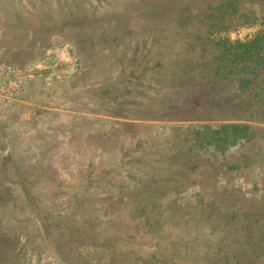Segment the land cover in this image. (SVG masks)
<instances>
[{
	"label": "rangeland",
	"instance_id": "rangeland-1",
	"mask_svg": "<svg viewBox=\"0 0 264 264\" xmlns=\"http://www.w3.org/2000/svg\"><path fill=\"white\" fill-rule=\"evenodd\" d=\"M0 13L21 28L95 33L83 37L111 48V91L148 117L170 116L179 105L214 128L264 126V0H0ZM11 163L8 155L0 165V264H264V215L235 203L209 204L200 195L179 214L153 209L135 236H109L98 229L93 198L108 169L98 182L80 173L64 184L52 169L50 183L13 184ZM28 204L33 214L16 213ZM125 241L133 249L113 253Z\"/></svg>",
	"mask_w": 264,
	"mask_h": 264
},
{
	"label": "crops",
	"instance_id": "crops-1",
	"mask_svg": "<svg viewBox=\"0 0 264 264\" xmlns=\"http://www.w3.org/2000/svg\"><path fill=\"white\" fill-rule=\"evenodd\" d=\"M94 34L21 28L0 13V165L11 156L5 165L11 183H50L52 169L64 184L80 173L98 182L108 169L93 198L98 229L109 236L118 230L135 236L147 230L153 209L179 214L200 195L209 204L235 203L244 213L264 215V126L252 124L248 136L222 147L209 137L199 142L197 111L148 117L130 109L111 91V48L84 40ZM16 213L34 211L28 204Z\"/></svg>",
	"mask_w": 264,
	"mask_h": 264
},
{
	"label": "trees",
	"instance_id": "trees-1",
	"mask_svg": "<svg viewBox=\"0 0 264 264\" xmlns=\"http://www.w3.org/2000/svg\"><path fill=\"white\" fill-rule=\"evenodd\" d=\"M172 108H173V110H176V109L177 110L178 109L179 110H181V109L187 110L188 109V110L195 111V109H191L190 107L181 108L179 105L173 106ZM162 112L163 111L159 112V115L164 117L165 114ZM196 126H197L196 132H200L201 130H203V140H204V138L209 137L210 139H212L213 144H216L217 146L222 145V147L224 144L231 145V144H234L239 138L248 136L251 132V127H252L249 124H244L243 122H238V121H236L235 124L221 123V124H218V126H216L215 128L213 127V125H209V124L203 125V124L198 123ZM197 139L199 140L198 135H197ZM206 140H207V138H206ZM199 142H201V140H199ZM130 246L125 241L123 248L114 249L113 253L116 252V253H125L126 254V250L131 251V249H133V248H129ZM66 247H68V244L66 245ZM136 247H138V246H136ZM138 250H139V252H142V249H138ZM75 264H78V263H75Z\"/></svg>",
	"mask_w": 264,
	"mask_h": 264
},
{
	"label": "built area",
	"instance_id": "built-area-1",
	"mask_svg": "<svg viewBox=\"0 0 264 264\" xmlns=\"http://www.w3.org/2000/svg\"><path fill=\"white\" fill-rule=\"evenodd\" d=\"M1 91V90H0Z\"/></svg>",
	"mask_w": 264,
	"mask_h": 264
}]
</instances>
